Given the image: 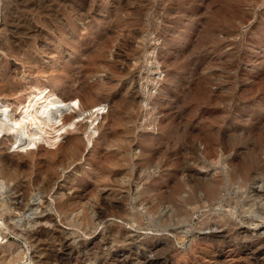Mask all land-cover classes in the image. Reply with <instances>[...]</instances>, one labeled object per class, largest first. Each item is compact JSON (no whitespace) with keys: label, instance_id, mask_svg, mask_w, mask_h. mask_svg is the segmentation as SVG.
Listing matches in <instances>:
<instances>
[{"label":"rangeland","instance_id":"374dc122","mask_svg":"<svg viewBox=\"0 0 264 264\" xmlns=\"http://www.w3.org/2000/svg\"><path fill=\"white\" fill-rule=\"evenodd\" d=\"M53 79L57 94L105 110L90 142L87 115L33 147L3 136L0 160L17 179L0 176V257L264 264V0H0V98ZM243 162L249 187L224 191ZM202 182L215 183V199ZM124 197L128 216L89 210L91 226L73 224L79 208ZM50 253L60 262H45Z\"/></svg>","mask_w":264,"mask_h":264},{"label":"bare ground","instance_id":"6f19581e","mask_svg":"<svg viewBox=\"0 0 264 264\" xmlns=\"http://www.w3.org/2000/svg\"><path fill=\"white\" fill-rule=\"evenodd\" d=\"M61 85L62 83H60L58 79H53L47 83V86L41 83L36 84L31 88V91L27 93L22 99L15 97H11V99H7L6 97L0 98V142L3 141L2 138L3 136H5L4 138L7 139L12 145L21 144L27 147H33L36 146L39 141H41L44 135L50 133L51 131H54L55 128L59 125L61 126L55 132L65 130L66 127H74L79 123L80 117H84L86 115L89 117L90 122L84 125L83 130L85 132V135H87L88 137V141L90 142L94 135L93 131L95 129L98 116L104 113L105 106L101 104V101H93L94 103L86 105L81 102L75 94H68L67 96L63 97L57 94L54 89H52L53 87L59 88V86ZM15 91L16 90L12 88L9 92L12 93L10 95L13 96ZM70 146L75 150L73 155L77 156V148H74L72 143L70 144ZM260 159V156H255L253 163L259 164ZM11 163H15V165L19 164L15 161H11ZM5 164L6 163H3V161L0 160V176L6 179V181L16 180L17 175L13 167H5ZM245 165L246 162H243L239 164L236 169L227 172V176L225 177L226 183L224 191H228L236 183L241 188L249 187L250 181L252 180V174L246 173ZM262 176L264 177V169H262ZM217 181L220 182V178L217 179ZM40 186L43 191L48 190L50 181H45ZM201 187L207 199L216 198L218 189L215 186L214 182H202ZM18 189L20 193L19 199H21V201L26 200L29 196L30 187L27 184H22L18 187ZM169 198L171 199L172 197ZM126 200L127 197H124L120 203L113 204L107 203L104 199H101L99 201V206H97V210H94L93 207L86 209L83 206L79 208L82 212V216L79 218V222L77 221L78 218H74L72 222L74 225L77 223L81 226H91L92 218L89 214V210H91L92 212L95 211L98 219H102L105 216H113L118 218L128 216L124 208V203H126ZM22 203L23 202H17L14 210H22L24 207ZM240 203L244 207L249 204L245 200H242ZM2 207L3 210H6L7 205H2ZM58 207L62 212L64 211V220L67 222H71V219H69L67 213H70L73 210L65 209L62 204H59ZM252 207L253 204H249V208ZM180 209L181 207L176 208L177 214H180ZM152 211L154 213H158L156 208ZM46 220L49 222L50 217H48ZM46 230L47 229H45V227L40 226L35 230L33 235H30V238L37 239L44 232H46ZM110 232H112V230H110ZM212 239V237L206 236L203 237L202 240L203 243H209ZM1 254L5 255V252L2 251ZM7 254L8 255L6 257H0V264H15V262L20 261L23 257V255L17 251H13ZM87 255L89 256L88 252L85 253V256ZM50 259H55L60 262V258L53 253L48 254L44 261L48 262L50 261Z\"/></svg>","mask_w":264,"mask_h":264}]
</instances>
